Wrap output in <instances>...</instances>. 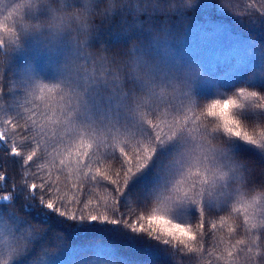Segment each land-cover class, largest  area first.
<instances>
[{
  "label": "snow or ice",
  "instance_id": "snow-or-ice-1",
  "mask_svg": "<svg viewBox=\"0 0 264 264\" xmlns=\"http://www.w3.org/2000/svg\"><path fill=\"white\" fill-rule=\"evenodd\" d=\"M256 2L244 19L264 28V4L257 9ZM190 3L0 0V11L12 9L5 20L19 13V31L0 24L14 38L11 52L24 37L44 36L36 43L59 54L51 77L32 65L11 66L9 52L0 64L8 69L0 73V264H68L69 250L29 216L113 237L111 245L97 243L94 257L77 251L73 264H130L122 245L150 257L137 264H212L209 257L235 264L241 253L244 264H264V44L250 39L233 49L224 79L242 69L250 75L231 97L204 106L197 89L218 81L177 47L178 29L133 23L122 29L124 48L104 43L115 9L180 14L183 22ZM102 6L95 23L69 15ZM6 43L0 37V49ZM33 93L53 104H35ZM194 98L198 114L188 116ZM98 188L110 193L107 200ZM233 217L245 231L228 225V246L216 255L225 242L220 230ZM253 217L258 233L247 231Z\"/></svg>",
  "mask_w": 264,
  "mask_h": 264
},
{
  "label": "trees",
  "instance_id": "trees-1",
  "mask_svg": "<svg viewBox=\"0 0 264 264\" xmlns=\"http://www.w3.org/2000/svg\"><path fill=\"white\" fill-rule=\"evenodd\" d=\"M129 2L142 5L144 0H129ZM252 2L253 0H191L190 6L182 10L183 17L187 18L183 22L180 14H172L169 17L168 14L154 13L150 17L148 13L143 11L135 13L134 10L115 9L111 12L110 24L104 29L102 35L104 36V43L109 49H122L126 46V41L121 38L122 29L133 23L145 28L151 24L153 26L170 25L171 28L178 29L175 33L177 47L181 51L196 57L203 65L204 70L212 73L218 81L216 86L202 87L196 91L197 98L202 100L203 105L206 106L214 99L231 97L232 89L241 85L247 76L250 75V69H242L239 75L229 76L224 79L228 71V67L224 63L232 54L233 49L246 44L250 39H254L257 44H264V28L258 26L249 27L247 20L244 19L248 15V6ZM10 3L11 0H4L5 5ZM261 4H264V0H257L256 8L260 9ZM201 5L203 6L201 7ZM10 11H12L10 7L7 11H0V24H7L10 27L14 26L19 31L20 26L16 23L19 13L13 12L12 17L5 20V16ZM0 37L7 41L5 48L0 49V64L4 62L5 52H9V64L11 66L23 70L28 65H32L40 69L46 76H52L53 71L56 70L54 66L59 61L58 53H51L42 49L31 37H24L21 46L16 51L11 52L10 49L14 47L12 43L14 38L9 37L3 31H0ZM7 71V68H0V73L5 76ZM37 95L39 94L33 93L32 98L35 104H39L44 108L53 104L51 97L35 99ZM52 111L54 112L55 108ZM185 111L188 116H191L193 112L198 114L195 98L192 103L188 104ZM3 119L4 113L0 112V120ZM165 130L167 131V128ZM68 131H71V129H68ZM61 135H63V130ZM117 143H119V140ZM60 151H64L63 147L60 148ZM245 151L252 155L251 150L245 149ZM45 167H49V165L46 163ZM52 171H55V169L53 168ZM72 178L75 179L76 177L72 176ZM95 194L106 200L110 196V193L102 188L96 189ZM256 195L258 198L259 193ZM28 219L32 220L33 225L37 228L46 229L51 241L69 250L68 264H73V257L77 251L84 254L81 259L85 256L94 257L98 242L104 245L113 244V237L109 234L78 232L70 227L71 222L68 224H57L55 222L44 224L39 220L33 219L32 216H29ZM233 221H235L234 226L237 228V235L245 231L242 219L236 217L229 219L225 227L220 230L219 234L224 236L225 242L218 245L219 250L216 255H220V252L228 246L227 227L228 225H233ZM255 223H257V218L253 217L249 221L247 231L258 233L259 229L250 227V225ZM205 229L207 230V225ZM57 237H62V239L57 240ZM205 247H207V242H205ZM52 251H57V249L54 248ZM120 253L130 261V264L150 260V257L143 251L129 249L123 245L120 246ZM254 253L255 249L253 250ZM245 255L247 253H241L236 258L235 264H244ZM208 259L212 260V264H226L225 259L216 260L214 257H209ZM55 264H67V261L58 259ZM202 264H207V260L202 262Z\"/></svg>",
  "mask_w": 264,
  "mask_h": 264
},
{
  "label": "clouds",
  "instance_id": "clouds-1",
  "mask_svg": "<svg viewBox=\"0 0 264 264\" xmlns=\"http://www.w3.org/2000/svg\"><path fill=\"white\" fill-rule=\"evenodd\" d=\"M104 7L106 6H102L100 9H97L96 12H92V13H89L79 7H76L71 9L69 15H79L81 16L83 22L95 23V21L103 20ZM73 36H75V32L73 33ZM31 39H33L34 41L36 40L45 41L47 38L44 36H31Z\"/></svg>",
  "mask_w": 264,
  "mask_h": 264
}]
</instances>
